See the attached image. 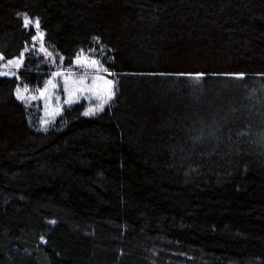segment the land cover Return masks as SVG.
Returning <instances> with one entry per match:
<instances>
[{
    "label": "trees",
    "instance_id": "obj_1",
    "mask_svg": "<svg viewBox=\"0 0 264 264\" xmlns=\"http://www.w3.org/2000/svg\"><path fill=\"white\" fill-rule=\"evenodd\" d=\"M24 14L117 94L44 132L0 77V264H264V0H0L7 59L37 33ZM48 63L27 54L23 82Z\"/></svg>",
    "mask_w": 264,
    "mask_h": 264
},
{
    "label": "rangeland",
    "instance_id": "obj_2",
    "mask_svg": "<svg viewBox=\"0 0 264 264\" xmlns=\"http://www.w3.org/2000/svg\"><path fill=\"white\" fill-rule=\"evenodd\" d=\"M31 26L34 25L29 24L26 27ZM36 32L35 37L37 39H32L27 46L20 57L21 64L19 67H16L15 64H8L7 61L13 59H7L3 55L4 60H0V72L5 73L0 77H17L19 79L17 89L20 90V96L17 95L16 90V98L26 106L32 125L40 131H48L66 111L77 105L83 107L84 116H96L103 112L114 101L117 94L116 82L106 75L105 69H107V66L104 61L100 60L97 57L98 55L93 52L79 53L72 61H68L65 57L52 52L46 45L45 33L40 22L39 29L36 28ZM41 35L42 39L40 38ZM42 48L44 51H41ZM32 52H36L37 56L41 55L50 61L48 64L55 70L42 84L23 82L21 71L26 69V55ZM84 57L89 60H97L98 65L85 63ZM57 72L62 73V75H53ZM66 76L69 77L67 90H65L64 79ZM48 81H51L56 87L53 88ZM106 81H112V84L109 85ZM109 91L114 94L109 95ZM257 92V98L248 102V104L256 114L258 120L255 123L259 127V134H262L264 133V86L261 89L258 87ZM21 96L23 99L20 98ZM246 104L247 102H244V106ZM242 118L247 121L248 116ZM251 118L252 116H250ZM247 122L250 124V121Z\"/></svg>",
    "mask_w": 264,
    "mask_h": 264
},
{
    "label": "snow or ice",
    "instance_id": "obj_3",
    "mask_svg": "<svg viewBox=\"0 0 264 264\" xmlns=\"http://www.w3.org/2000/svg\"><path fill=\"white\" fill-rule=\"evenodd\" d=\"M24 24H25V26H28L29 24H33L34 27H36L37 29H39V21L38 20L32 21V19L29 18V17H27L26 14H24ZM40 38L42 39V35H41ZM33 39H37V37H33ZM41 51H44V49L42 48ZM81 51H83V50H81ZM49 55H51V54H49ZM0 60H4V57L2 55H0ZM84 62L85 63H91L93 65H98V61L97 60H95V59L89 60L87 57H84ZM7 63L8 64H15L16 67H19L20 64H21V58L20 57H16L13 60L7 61ZM105 71H107V69H105ZM2 74H5V73L0 72V75H2ZM8 74H11V73H8ZM53 75L59 76V75H62V73L57 72V73H54ZM181 75H183V74H181ZM189 75H193V74H189ZM194 75H196V76H203L204 74L203 73H195ZM231 75H234V76H236L238 78H243L246 74L245 73H235V74H231ZM64 79H65V90H67V84H68V81H69V77L66 76ZM48 83L51 84L53 88L56 87V85L55 84H52L51 81H48ZM106 83L109 84V85H111L112 84V81H106ZM113 94L114 93H112L111 91H109V95H113ZM17 95L20 96V90L19 89H17ZM20 98L23 99L22 96Z\"/></svg>",
    "mask_w": 264,
    "mask_h": 264
}]
</instances>
